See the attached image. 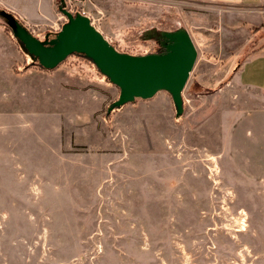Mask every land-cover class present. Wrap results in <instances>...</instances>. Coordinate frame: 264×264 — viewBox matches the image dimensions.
I'll return each instance as SVG.
<instances>
[{"label":"crops","instance_id":"obj_1","mask_svg":"<svg viewBox=\"0 0 264 264\" xmlns=\"http://www.w3.org/2000/svg\"><path fill=\"white\" fill-rule=\"evenodd\" d=\"M84 3L85 14L107 39L114 36V24H125L123 10L135 7L130 15L134 21L126 27L148 23L146 31L184 28L195 46L199 42L203 47L207 61L217 67L232 61L235 65L227 77L222 72L214 80L198 66L192 80L202 86L227 80L206 94L187 88L179 114L170 94L158 90L114 110L108 121L105 111L119 93L115 84L97 70L66 62L17 72L14 66L27 58L0 27V157L68 158L73 143L84 151H111L118 174L121 168L136 166L131 161L135 134L153 126L159 130V165L181 174L187 153L201 159L213 189L225 182L237 193L246 231L264 238V0ZM0 7L16 14L36 35L61 24L58 0H0ZM179 182H170L169 188L177 190Z\"/></svg>","mask_w":264,"mask_h":264},{"label":"rangeland","instance_id":"obj_2","mask_svg":"<svg viewBox=\"0 0 264 264\" xmlns=\"http://www.w3.org/2000/svg\"><path fill=\"white\" fill-rule=\"evenodd\" d=\"M84 2L77 4L85 10ZM135 10H123L125 24H114L108 40L132 54L158 51V38L145 36L148 23L125 26ZM60 16L62 23L65 17ZM0 22L7 24L2 14ZM52 32L35 35L49 39ZM199 44L184 92L203 93L202 88L226 82L222 77L212 86L198 84L192 80L198 66L214 80L222 72L227 77L235 65H213ZM62 62L98 71L92 61L75 54ZM158 132L152 126L135 134L131 161L136 166L118 174L111 151H84L73 143L68 158L0 157V264H264V238L246 231L237 193L225 182L213 189L203 173L207 166L189 153L181 174L164 169L156 155ZM176 179L180 182L172 190L169 183Z\"/></svg>","mask_w":264,"mask_h":264},{"label":"water","instance_id":"obj_3","mask_svg":"<svg viewBox=\"0 0 264 264\" xmlns=\"http://www.w3.org/2000/svg\"><path fill=\"white\" fill-rule=\"evenodd\" d=\"M58 9L65 21L49 39L37 37L10 12L2 10L0 14L27 52L46 69L56 67L73 53L89 58L98 71L119 88L118 96L109 103L107 111L136 98H150L158 90H166L176 113L182 112V92L197 58V48L187 30H148L145 36L157 37L161 48L132 54L118 50L89 16L72 13L64 7L63 0H60Z\"/></svg>","mask_w":264,"mask_h":264},{"label":"trees","instance_id":"obj_4","mask_svg":"<svg viewBox=\"0 0 264 264\" xmlns=\"http://www.w3.org/2000/svg\"><path fill=\"white\" fill-rule=\"evenodd\" d=\"M2 10H6V9H4V8H2V7H0V11H2ZM6 11H8V10H6ZM8 12H10L11 14H13L22 24H23V22L21 21V19L16 15V14H14L13 12H11V11H8ZM0 25H3V27H4V31L11 37V39L17 44V46L19 47V49L25 54V55H27L28 57H27V59H25L24 61H23V63L20 65V66H14V70L15 71H17V72H20V71H24V70H26L27 68H30V67H35V68H39V69H46V68H44L43 66H41L39 63H38V61H37V59L35 58V57H33L31 54H29L28 52H27V50L24 48V46H23V44L17 39V37H15L14 36V34H13V32H12V29H11V27L8 25V24H4V23H2V22H0ZM55 35V32L53 31L52 33H51V35H50V37H53ZM73 54H75V55H78V56H81V57H84V58H86V59H88V60H90L89 58H87V57H85L83 54H81V53H73ZM91 61V60H90ZM46 70H48V69H46ZM105 78L106 79H108L106 76H105ZM215 88H202V90H203V93L204 92H210V91H213ZM121 106H119V107H114L112 110H110V111H106L105 112V114H104V118L107 120V119H109V117H110V115H111V113H112V111L113 110H115V109H118V108H120Z\"/></svg>","mask_w":264,"mask_h":264},{"label":"built area","instance_id":"obj_5","mask_svg":"<svg viewBox=\"0 0 264 264\" xmlns=\"http://www.w3.org/2000/svg\"><path fill=\"white\" fill-rule=\"evenodd\" d=\"M80 0H63L64 2V7L66 9H68L69 11H71L72 13L75 12H80L85 14V10L84 8L81 6V4H77L79 3ZM60 4V0H58V6ZM60 12V11H59ZM60 14L62 15V13L60 12ZM63 16V15H62ZM64 17V16H63ZM91 20V19H90ZM92 22V21H91ZM93 23V22H92ZM94 24V23H93Z\"/></svg>","mask_w":264,"mask_h":264}]
</instances>
